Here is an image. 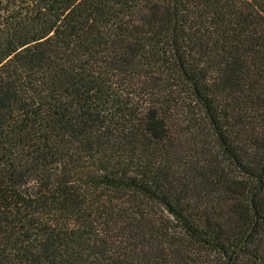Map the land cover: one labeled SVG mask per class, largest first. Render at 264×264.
Listing matches in <instances>:
<instances>
[{"label": "trees", "instance_id": "trees-1", "mask_svg": "<svg viewBox=\"0 0 264 264\" xmlns=\"http://www.w3.org/2000/svg\"><path fill=\"white\" fill-rule=\"evenodd\" d=\"M0 264H264V0H0Z\"/></svg>", "mask_w": 264, "mask_h": 264}]
</instances>
